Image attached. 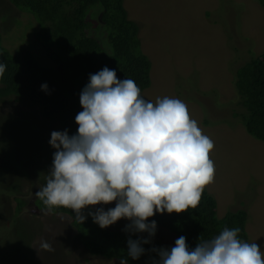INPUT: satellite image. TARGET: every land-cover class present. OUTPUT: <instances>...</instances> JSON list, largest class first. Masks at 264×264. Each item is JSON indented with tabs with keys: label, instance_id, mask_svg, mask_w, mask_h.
Returning <instances> with one entry per match:
<instances>
[{
	"label": "rangeland",
	"instance_id": "1",
	"mask_svg": "<svg viewBox=\"0 0 264 264\" xmlns=\"http://www.w3.org/2000/svg\"><path fill=\"white\" fill-rule=\"evenodd\" d=\"M260 1L124 0V6L139 25L141 50L151 62V82L142 97L155 103L167 96L185 103L190 118L213 141L209 158L214 176L204 188L217 201V217L246 210L248 243H258L264 253V142L246 131L241 119L245 109L234 84L236 69L264 51ZM100 9L95 4L87 12L90 34L99 35ZM36 22L10 0H0L2 44L12 53L26 48L41 64L57 66L50 57L53 49L35 36ZM54 130L64 129L43 119L37 107L0 102V264H120L90 254L68 214L38 208L34 202L52 165L55 149L48 141ZM15 197L25 201L18 214ZM114 206L103 205L105 210ZM128 223L122 218L107 228L124 230ZM151 238L165 247L177 239L160 226ZM41 240L54 251L40 248Z\"/></svg>",
	"mask_w": 264,
	"mask_h": 264
},
{
	"label": "clouds",
	"instance_id": "2",
	"mask_svg": "<svg viewBox=\"0 0 264 264\" xmlns=\"http://www.w3.org/2000/svg\"><path fill=\"white\" fill-rule=\"evenodd\" d=\"M5 70L0 62V77ZM40 87L49 90L47 83ZM79 103L76 132L54 130L48 141L55 149L52 165L35 195L49 211L69 208L82 223L88 208L101 228L128 220L124 231L132 260L152 251L159 257L152 264H264L261 245L239 239L238 227H225L194 248L183 235L171 247H143L157 231V222L148 218L195 208L213 180V141L190 118L183 101L167 96L155 103L146 100L132 79H119L115 69L105 66L89 74ZM112 202L115 206L105 210L103 205ZM96 205L101 206L89 207ZM138 233L148 236L133 239ZM40 248L54 251L46 240ZM120 264H129L128 259Z\"/></svg>",
	"mask_w": 264,
	"mask_h": 264
},
{
	"label": "trees",
	"instance_id": "3",
	"mask_svg": "<svg viewBox=\"0 0 264 264\" xmlns=\"http://www.w3.org/2000/svg\"><path fill=\"white\" fill-rule=\"evenodd\" d=\"M10 1L34 16L39 28L35 36L46 49H53L55 54H49L58 65L41 64L26 48L10 52L1 42L0 31V62L6 65L0 77V102L9 100L26 107H37L43 119L57 121L62 129L74 134L78 127L75 116L82 110L79 94L88 83L89 74L107 66L116 70L119 79H132L141 96L149 87L151 62L141 50L139 25L128 17L124 0ZM260 2L264 7V0ZM95 4L101 5L98 15L101 24L95 27L99 35L87 31L91 25L87 12ZM42 83H47V92L41 89ZM234 84L245 109L241 119L246 131L264 142V51L236 69ZM15 201L18 214L25 201L20 197H15ZM34 202L38 208L48 209L37 196ZM216 211L215 197L203 188L195 208L181 213H156L148 220H155L157 226L170 230L177 238L185 236L192 248L215 237L225 227H238V238L248 242L246 210L229 211L220 218ZM51 212L70 216L78 240L92 255L117 260L127 258L129 264H152V258H159L152 251H146L138 260L127 257L128 233L121 229L101 228L88 215V208L83 210L87 219L82 223L69 208L54 207ZM137 236L140 235L134 234L132 238ZM150 239L151 243L143 245L146 250L165 247L159 240Z\"/></svg>",
	"mask_w": 264,
	"mask_h": 264
}]
</instances>
